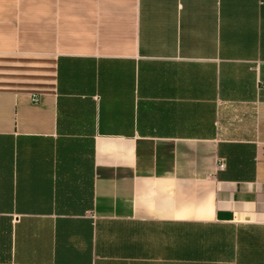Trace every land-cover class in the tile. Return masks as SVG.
Listing matches in <instances>:
<instances>
[{
    "label": "crops",
    "instance_id": "1",
    "mask_svg": "<svg viewBox=\"0 0 264 264\" xmlns=\"http://www.w3.org/2000/svg\"><path fill=\"white\" fill-rule=\"evenodd\" d=\"M0 264H264V0H0Z\"/></svg>",
    "mask_w": 264,
    "mask_h": 264
},
{
    "label": "built area",
    "instance_id": "2",
    "mask_svg": "<svg viewBox=\"0 0 264 264\" xmlns=\"http://www.w3.org/2000/svg\"><path fill=\"white\" fill-rule=\"evenodd\" d=\"M37 99H38V98H35V97H34V100H37Z\"/></svg>",
    "mask_w": 264,
    "mask_h": 264
}]
</instances>
